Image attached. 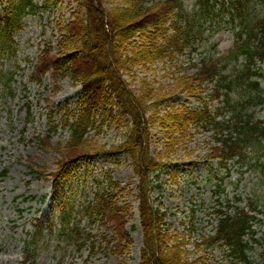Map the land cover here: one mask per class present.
<instances>
[{"label": "rangeland", "instance_id": "rangeland-1", "mask_svg": "<svg viewBox=\"0 0 264 264\" xmlns=\"http://www.w3.org/2000/svg\"><path fill=\"white\" fill-rule=\"evenodd\" d=\"M46 1L35 0L37 4H44ZM147 1L152 3L156 0ZM103 2L109 9L113 5L121 4L123 0H103ZM186 4L191 17L196 15L202 5L196 0H186ZM227 5L228 3L223 7L220 1L215 4V11L219 10L218 16L208 17L204 26L205 30L201 34L203 37L197 42L200 47L192 54L185 53L183 56L186 59L200 63L205 56L214 55L215 52H218L219 56L225 55L234 48L236 32L242 24L237 12L234 13L233 19L232 9L230 11L223 9ZM77 8L76 0H61L46 12L26 15L21 19L23 27L13 36L16 55L0 57L2 75L5 73L12 77L11 90L7 89L9 83L4 85L2 78L0 79V264H21L24 255L26 256L24 250L28 241H31L30 248L34 249L31 251L34 254L32 256L27 254V262L24 264H139L140 262L141 250L144 247V234L139 213L142 180L132 164V159L124 152H116L115 158L104 153L100 154L94 161V164L99 167L87 175L83 172L84 164L77 165L71 177L64 181L60 191L61 198L70 201V204L66 206L68 213L65 225L59 217H56L54 232L50 233L47 228L46 231L42 230L34 234V223L41 212L53 206L54 216H57L61 210V203H58L56 199L55 189L49 176L32 172L30 165L51 171L56 168V164L66 159L70 134L65 131L61 123H64L68 113L67 108L71 110L76 108V103L83 91L82 86H73L69 78L62 79L59 84L51 75H46L41 81H34V65L44 47V42H50L56 46L59 41L61 32L56 27V20L60 19L67 24L71 18L73 19L72 12ZM243 10H246L244 16L248 20L264 15L262 2L256 4L252 1ZM207 12L205 6H201L200 14L205 16ZM0 19H2V12H0ZM243 63V58H240L233 63L229 71L234 75L237 73L242 76L235 84L239 86L237 97L243 99L251 95L253 101H259L258 91L250 82L252 79H258L260 87L264 89V63H259L255 69L247 70L243 67ZM141 67L140 64L132 66L131 70H127L128 72L124 74L127 79L123 78L131 82L129 87L135 92L138 86L135 75H141L142 78L144 74L142 71L151 68V66ZM153 67L157 69L155 78L152 76L153 71H150ZM153 67L147 70L149 74H152L153 87L167 83V79L162 77L161 63ZM256 70L262 72L263 76L256 74ZM194 71L191 69L190 73ZM2 75L0 74V77H3ZM178 88L176 86L174 93H180L177 91ZM140 95L141 91L138 90L136 96ZM180 98L182 101H189L190 105H198V102L188 97L186 93H183ZM204 98L208 100L205 95ZM219 100L222 101V97ZM255 111L264 121V103L255 106ZM145 117L147 119L149 114ZM149 123L148 158L156 159L157 166L162 163L172 164L168 169L174 173L180 171L175 183L171 174L167 172L156 171L150 176V180L155 177V182L151 183L155 185L159 179L157 175H162L161 187H152L148 193L153 207L160 209L161 213H166V216L162 218L164 226L162 234L169 238L171 243L175 237L181 238V233L187 234L184 226L189 225L190 216L197 219L199 216L202 226L205 224L203 222L205 213L204 209H201L203 206L201 201L205 200L208 207L216 201L213 189L218 188L221 181L213 175L217 173L221 177L225 174V170L218 168L215 170L214 163V165L210 163L209 167L203 162L197 166L191 164L192 161H202L201 156L206 153V143L210 140V131L197 132L193 128L192 132L195 134L191 139L188 142L181 140L169 152L166 149L167 136L165 135L169 130L168 126L163 128L158 120ZM51 124L55 125V130H50ZM123 132L124 128L109 127L108 124L103 127L101 134L91 130L85 142V149L91 152L109 150L123 140ZM48 135L49 137L43 140ZM72 150L76 148L73 147ZM230 165H232L231 171L221 186L226 190L222 193L223 199H230L231 207H227L229 211L232 212L237 206L249 207L251 200L255 205L259 204L255 212L257 219L254 226L255 237L259 242L252 240V249L248 251L252 262L236 260L227 256V252L220 248L193 253L196 252L193 245L189 246L192 250L190 259L195 260L196 257L201 256L205 264H260L264 251V179L259 170L251 172L246 170V167L241 168L235 162ZM190 166L192 168L188 170ZM103 167L105 170L101 172ZM104 172L110 173L112 180L121 183V187L114 190L118 194L122 191L116 201L133 213L128 216L126 226L132 243L122 251H118L114 246L118 239L115 237V230L110 228L113 225L112 222L105 225L100 220L91 222L87 216H84V207L95 198V191L108 185L109 181L101 186L96 182V177H103ZM209 175L213 176L212 180L205 181ZM236 194L241 195V201L237 202L234 199ZM226 206V202L222 201L221 206L216 207L225 209ZM75 228H78V231H75ZM191 235L194 234L191 232ZM246 239L250 240V235H247Z\"/></svg>", "mask_w": 264, "mask_h": 264}, {"label": "trees", "instance_id": "trees-1", "mask_svg": "<svg viewBox=\"0 0 264 264\" xmlns=\"http://www.w3.org/2000/svg\"><path fill=\"white\" fill-rule=\"evenodd\" d=\"M204 1L208 3L209 0ZM17 3L11 2L12 6L7 10L6 19L9 27H13V23L28 9L36 13L40 8L33 0H19ZM237 4L240 6L241 1L238 0ZM183 17L188 19L183 0H159L152 4L147 0H123L121 4L113 5L109 9L105 7L103 0H80L79 9L74 13V20H70L65 26L62 22L58 23L59 29L66 34L57 46V55L64 52L67 54L54 57L56 55L53 54V47L47 44L40 55L37 72L43 74L53 68L60 77L69 75L74 83L80 82L84 85V100L79 101L78 112L70 115L73 117L71 121L68 117L65 122V126L70 130V140L67 157L60 162L58 173L54 175L55 184L58 185L56 187L60 186L62 177L65 175L67 177L72 164L88 154L85 149V136L89 128L94 127L98 119L112 120L116 104L112 96L114 91L118 92V104L121 106L119 115L124 117L121 123H127L129 120L135 122L133 129H129L127 124L126 142L120 148L130 152L134 157L140 153L143 135L139 126L142 114L147 111L145 101L153 98V90L142 87L141 90L144 92H141L140 96H135L136 102L130 101L129 90L123 83L119 71L129 70L130 67L139 64L144 66L153 64L166 57L173 59L176 52L183 53L184 49L194 41L195 35H191V26H196L191 20H185L186 25L182 26L180 20ZM168 22L170 27L166 28ZM170 29L173 30L171 34H169ZM246 33L245 42L244 40L241 42H244V45L238 42L235 50L230 51L229 58L222 59L223 65L219 58H212L209 62H203L201 68L192 75L185 72L177 76L175 85L194 94L198 99H201V92L206 90V87H203L204 83L215 81L218 83L212 98L220 96L219 85L227 86L232 90L234 79H228L222 74L223 69L231 63L230 58L238 59L240 54H243L248 65L255 62V59H264V18L253 25L250 24L246 28ZM137 34L140 44L131 49V56L128 57L129 42ZM160 39L162 43H159ZM255 86L258 87L259 83H255ZM126 98L128 101H125ZM225 101L226 111L230 116L225 122L228 137L224 140L223 146L214 148V152L226 155L228 159L238 157L242 165L254 167L264 155V126L261 122L254 121L249 108L264 102L263 98L256 103L251 100L236 101L235 98L234 100L230 98L228 92ZM170 119L174 121L173 130L181 131L182 135H185L187 124L191 121L196 123L207 121L213 123L215 127L221 125L208 110L183 109L171 115ZM173 140L177 142L178 138ZM73 147L76 150H72ZM261 168L264 171V164ZM139 171L143 177H146L144 171L141 169ZM146 171L152 173L155 171V166H147ZM112 199L113 196L107 193L100 195L93 210L103 223H114V229L125 239L128 237L125 225L129 211L112 202ZM46 217L38 220L36 226L38 229L44 225L49 227L53 225L51 221L46 220ZM141 218L150 245L144 248L140 264H194L189 262L188 252L182 249L184 243L173 246L164 244L160 248L157 247L155 231L160 232L156 229V224L160 225V218H156L149 205L142 207ZM253 220L254 217L244 209H238L234 214H228L220 224L218 238H225L232 253L237 254L241 259L247 258L246 250L249 245L244 241L243 236L253 232ZM212 242L210 241L209 244ZM117 246L118 250L124 249L121 243Z\"/></svg>", "mask_w": 264, "mask_h": 264}]
</instances>
